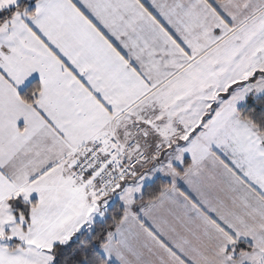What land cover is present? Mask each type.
I'll return each instance as SVG.
<instances>
[{
  "label": "snow or ice",
  "instance_id": "1",
  "mask_svg": "<svg viewBox=\"0 0 264 264\" xmlns=\"http://www.w3.org/2000/svg\"><path fill=\"white\" fill-rule=\"evenodd\" d=\"M0 264H264V0H0Z\"/></svg>",
  "mask_w": 264,
  "mask_h": 264
}]
</instances>
